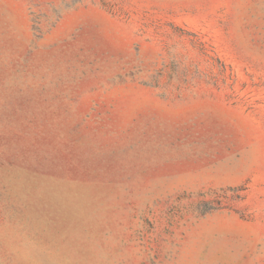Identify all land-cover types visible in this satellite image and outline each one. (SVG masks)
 <instances>
[{"label":"rangeland","instance_id":"obj_1","mask_svg":"<svg viewBox=\"0 0 264 264\" xmlns=\"http://www.w3.org/2000/svg\"><path fill=\"white\" fill-rule=\"evenodd\" d=\"M0 264H264V0H0Z\"/></svg>","mask_w":264,"mask_h":264}]
</instances>
